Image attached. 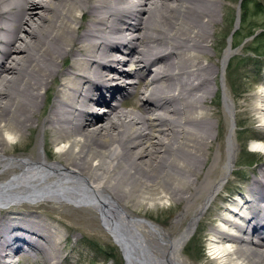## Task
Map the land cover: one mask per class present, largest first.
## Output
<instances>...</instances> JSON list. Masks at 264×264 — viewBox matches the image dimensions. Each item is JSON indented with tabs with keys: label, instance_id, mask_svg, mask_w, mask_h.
<instances>
[{
	"label": "bare ground",
	"instance_id": "bare-ground-1",
	"mask_svg": "<svg viewBox=\"0 0 264 264\" xmlns=\"http://www.w3.org/2000/svg\"><path fill=\"white\" fill-rule=\"evenodd\" d=\"M222 5L0 0V174L13 171L0 181V263L12 251L63 264L67 236L54 222L77 226L74 215L91 214L65 199L98 212L127 264H187L183 249L206 215L212 264H264V78L243 103L231 92L232 42L223 54L214 43ZM129 97L141 103L129 108ZM244 120L256 122L246 135L258 165L227 199ZM28 130L36 150L25 155L13 144ZM211 159V182L180 233L128 210L135 200L155 208L190 197Z\"/></svg>",
	"mask_w": 264,
	"mask_h": 264
},
{
	"label": "rangeland",
	"instance_id": "rangeland-1",
	"mask_svg": "<svg viewBox=\"0 0 264 264\" xmlns=\"http://www.w3.org/2000/svg\"><path fill=\"white\" fill-rule=\"evenodd\" d=\"M254 30L260 36L256 42H253L254 40L252 41L251 38H246L249 32ZM214 36L216 38L214 43L218 46H216L215 51L219 54H223L229 42H232L234 51L225 70V77L231 92L234 94L239 92L241 94L237 97V101L243 103L245 98H251L260 88L259 83L264 78V0H223V5L219 8ZM223 76L224 72L220 70L215 83V87L218 90L214 97L221 109L223 106ZM54 98V93H52L50 98L52 102ZM139 98L129 97L125 105L129 108L135 107L141 103ZM250 114L251 112H249ZM248 133H257L256 122L253 120L249 121L248 124L245 123V120L241 123L238 122L236 137L240 143V150L234 175H232L226 184L225 190L222 192L225 196L227 195V199H230L229 195H232L233 191L242 186V182L238 181L241 179V175L245 172H250V169L258 165L256 152L252 151L249 148L250 145H248L249 138L246 135ZM39 137L38 150L41 151L39 146L42 134ZM17 144L26 146L23 154H32L36 150L35 130L26 131V137H24L22 143L16 139L13 145ZM33 148L35 150H32ZM214 150L215 152L219 150L218 144L215 145ZM23 151L21 150L20 153ZM33 155H36V152ZM212 160L207 162L198 178L199 180L195 183V186L199 187L198 191L194 192L193 189L192 192L188 191L185 193V196L190 195V197L167 200L161 206L155 208H147L145 204H136L135 200L133 205H129L128 210L134 215L153 221L162 232L164 231L172 236L180 233L184 225L187 224L196 203L199 202L202 192L206 190L211 182L212 175L209 176L206 173ZM12 174V169L6 170L0 174V181L6 180ZM242 180L245 182L244 179ZM221 200L226 201L225 198ZM63 201L74 209L91 212L88 222L85 219L80 220L79 216L74 215L73 218L77 219L75 222L77 226L68 227L54 222L56 227L62 232V235L67 236L61 244L60 260L63 261V264H65L64 259L66 257H68L69 264H127L120 248L104 228L95 209L86 204L74 203L65 199ZM4 216L7 217L6 212ZM21 216L26 215L10 213L8 218H21ZM44 217L46 216L44 215ZM208 220L207 215L201 219L196 232L183 249L182 256L187 264H212L208 245L210 236L208 227H211V225H208ZM214 223H216V220L211 224ZM52 230L55 231L54 228ZM11 253L14 256L10 259V264H49L47 259L42 257L36 260L28 254L16 256L12 251ZM0 264L4 263L1 262Z\"/></svg>",
	"mask_w": 264,
	"mask_h": 264
},
{
	"label": "trees",
	"instance_id": "trees-1",
	"mask_svg": "<svg viewBox=\"0 0 264 264\" xmlns=\"http://www.w3.org/2000/svg\"><path fill=\"white\" fill-rule=\"evenodd\" d=\"M246 38H251L253 42H256L257 40H259L260 36L259 34L254 30L249 32V34L246 36Z\"/></svg>",
	"mask_w": 264,
	"mask_h": 264
}]
</instances>
